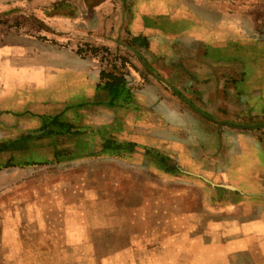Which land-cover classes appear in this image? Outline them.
<instances>
[{"label": "rangeland", "instance_id": "1", "mask_svg": "<svg viewBox=\"0 0 264 264\" xmlns=\"http://www.w3.org/2000/svg\"><path fill=\"white\" fill-rule=\"evenodd\" d=\"M29 1L0 0V8L4 10L19 9L1 16V30H38L35 25L31 26V15L22 10L37 6L29 5ZM133 1L122 22L118 16L106 17L109 30L114 22L120 21L118 40L117 35L111 37L106 31L111 38L104 36L102 42L95 34L81 33L80 27H71L76 32L67 34L39 31L59 44L74 46L75 51L83 44L94 46L99 41L101 46L95 47L98 49L95 55L103 61L102 80L110 75L124 73L127 77L129 74L134 88L130 92L121 90L113 102L112 96L106 93L87 97L83 107L99 106L103 110L89 115L75 113L79 118L72 121L75 125L101 124L99 139L92 138V143L97 144L96 154H88L89 128L74 126L76 132L71 129L63 136L56 132L55 139L39 138L30 142V149L35 147L56 159L65 146L62 154L66 160L42 163L32 172L22 170L16 177L8 178V174L0 178V264H264V208L260 204L249 201L242 206L215 209L207 202L206 184L202 179L170 175L144 159L142 146L136 147L137 152L129 153L124 150L125 146L116 144L119 138L122 142L128 140L127 145L132 146V140L128 139L132 138L180 156L179 147L174 144L177 137L180 142L187 141V154L196 150L203 154L197 156L195 163L196 157L187 158V163L194 164L185 173L197 175L207 174L198 165L222 147L216 138L205 140V144L191 143L199 130L198 122L202 124L205 120L207 124L210 117L199 111L202 98L195 92L200 90L192 89L191 68L201 56L200 49L185 44L175 47L171 56H165L181 59L180 65H173L169 63L171 60L167 63L160 57L159 48L148 49L147 36H136L129 31L135 23L133 32L136 33L155 30L168 34L174 27L186 32L196 24L188 15L189 7H185L183 19L147 17L143 14L154 9L150 6L153 0ZM90 3L97 4L95 0ZM159 7L162 6L156 8ZM38 17L41 16L38 14ZM61 24L57 23V27L63 28ZM241 33L227 38L228 43L214 45L210 53L214 57L242 61L243 75L234 82L248 101L241 112L245 121L260 124L256 130L264 135V38H260V33L255 38ZM190 39L187 37L185 41ZM118 42L136 47H117ZM14 52L23 51L15 48ZM11 65L7 63V75L2 77L5 92L13 93L20 102L27 99L34 103L38 97L34 95L37 91L32 81H23ZM146 83H153L154 95L144 92ZM159 106L164 111L153 112ZM31 109L1 113L0 140L6 136L17 137L27 127L38 128L41 121L31 113L43 114L46 108L32 106ZM147 151L157 155L153 149ZM237 155L226 174L240 176L244 183L242 190L246 192H264V148L247 144ZM176 157L165 156L160 161L162 167L174 169L171 164Z\"/></svg>", "mask_w": 264, "mask_h": 264}, {"label": "crops", "instance_id": "2", "mask_svg": "<svg viewBox=\"0 0 264 264\" xmlns=\"http://www.w3.org/2000/svg\"><path fill=\"white\" fill-rule=\"evenodd\" d=\"M1 1L7 2L13 0ZM95 1L97 3L96 5H91L90 0H30L29 5L32 4L37 6L31 9L24 7L22 10L31 15L33 18V21L31 20V23H33L31 26L35 25L38 30L35 29L32 32L24 30L7 31L6 29L1 30L2 28L0 27V80L2 79L0 84V114L20 113L22 111L27 112L32 110V106H42L46 108L44 110L47 111L39 115L31 113V115H37L41 121L38 128L27 127L24 131L22 130L21 134L17 135V137L15 136L13 138L6 136L0 140V143H7L8 141L17 142L25 138L27 133H33L32 137L30 136L26 139V148L0 151V160L4 159L7 162H11L0 168V176H2L0 178H4V176H8V174V178L16 177L22 170L32 172L36 165L38 166L42 163L54 162V160H66L63 159L64 154H62L65 146H62L60 151L61 155L58 153L57 157H59V159H56L55 156L53 157L47 152L35 150V147L30 149V142L39 138L55 139L56 132H60L61 136H63L64 133H69L71 129L73 131L74 126L82 129H84V127L89 128L88 130L91 132L89 133L90 135L87 142L90 147L88 153L96 154L98 152L96 149L97 144L92 143V138H97L96 140L99 139V129L102 128L101 126L99 127V125L101 124L85 122L78 126L73 124L72 121H77V119H79L75 113L89 115V113L93 111L99 112L103 110L99 106L93 108L83 107L82 104L87 100V97H99V95L103 96L105 93L113 96L112 91L105 88L103 85V80L101 78L103 61L98 55H81L75 51L74 46L59 44L50 37L39 34L41 30H43V32L55 34L60 32L67 34V32H76L73 28L80 27L81 33L87 35L95 34L99 36L98 38H101L102 42L104 36H109L107 32L111 34V37L117 35L115 39L118 40L121 26L120 21L123 16L125 17L126 11L132 9L131 5L134 4V1L124 0L121 3L119 1L120 4L118 0ZM110 3L111 5H109ZM150 3L151 8L154 9L147 14H143L147 17L160 16L167 18L168 16H172L183 19L184 9L185 7H189L188 15L194 18L196 24L192 29H188L186 32L184 29L179 30V27H174L172 28L173 32L168 34L163 31L155 30L149 32L146 30H139V32L136 33L133 32V25L135 23L131 24V22L129 31L136 36H141V34L147 36L149 38V40L146 41V46H149L148 49L159 48L161 51L160 57L165 58L164 61L167 63L171 59L165 56H171V51L173 52L175 47L179 48L185 44L200 49L201 56L192 63V89L193 91H195L196 88L200 90L199 92H195L199 98H202L201 104L198 105L199 111L206 112L210 117H208L207 124L205 120H203L202 124L200 121L198 122L197 125L199 126V130L197 134L193 136L191 143L194 144L193 141H195L197 144H205V140L212 141L216 138L218 144L222 147L217 150V153H211L213 155L210 154L206 156L207 160L202 161V163L198 165V168L207 172V174L203 175L185 173L187 172L186 170L190 171L193 164L198 161L197 156L203 154L197 152V150L193 151L191 154H187V141L180 142L177 137H175L176 143L174 142V144L176 147H179L180 156H185L184 158L179 159V155H171L169 151L161 147L146 145L147 143L132 138H128L132 140L133 145L130 146L129 143V145H127V151L129 153H134L137 152L136 147L142 146L145 151L142 154L144 159L151 163L154 162L153 166L158 167L160 170L167 173L169 172L168 174L174 176H184L186 178L192 176L194 179H202V183L206 184L205 190L209 199L207 202L215 209L220 210L242 206L249 201L260 204L259 206L264 208V192H246L242 190V185L244 183L240 176L226 174L231 162L235 157L239 156L237 155L238 151L244 149L247 144L264 148V135L259 130H256L258 127L250 128L243 126L244 124L250 125L254 123L245 121V117L242 115L241 110L243 107L248 106V101L242 94V91L237 89L234 83L236 79L242 77L244 65L240 60L232 61L226 56L214 57V55L210 53V48L214 47V45L219 47V45H223V43H228L226 40L227 38L236 37L235 35L241 32V34H246V36L250 34L253 38L257 37V34L259 36L260 33L262 35L260 38H264V0H153ZM125 4L129 6L125 7ZM157 6L162 7L156 8ZM108 8H110V10H108ZM17 11H19V9L4 10L0 8V18L4 13L9 14ZM33 12H37L35 16ZM38 14L41 17H38ZM108 15L111 17L118 16L117 18H120L119 23H117L118 21L114 22L110 30L106 28V17ZM138 15L139 14H133L135 17ZM112 21L114 20L112 19ZM59 22H63L65 28L62 24L63 28H58L57 23ZM1 24L2 23H0V25ZM187 37H191V39L185 41ZM99 44L100 42L96 41L93 45L101 46V44ZM117 44V47H136L128 42H118ZM15 48H19L23 52L21 54L15 53ZM231 48H233L232 45ZM180 60V58L176 57L169 63L180 65ZM7 63H10V65L12 63L13 66L11 65V67L14 68V72L20 74L23 81H32L33 87L35 91H37L34 92V95L38 97V99H35L36 101L34 103H30L27 99L20 102L14 97L13 93L5 92V83L2 77L7 75ZM176 74L175 77L178 76ZM180 77H183L182 74ZM126 78L127 85L130 88H134L131 84L133 80L132 76L127 74ZM159 79L165 81L162 77ZM174 81L176 80L172 79L173 83H175ZM196 81L203 83L200 85L198 83L195 84L194 82ZM205 81L208 82L207 85L204 83ZM152 89H154L153 83H146L144 92L153 94ZM54 98H57L58 101ZM10 102L13 104L12 106H8ZM72 106H75V108L73 109ZM177 107L179 108V106ZM156 111L162 112L164 109L159 106V108L156 107L155 110H153V112ZM67 115L69 116L67 117ZM73 116H75L74 119ZM56 117L58 118V122L65 123L66 126L71 125V128L66 129L63 127L61 129V127H57L54 128V133L42 135L45 124L51 123V125L54 126L55 124L53 125V122ZM17 119L19 118L17 117ZM255 120H259V117L258 119L255 118ZM223 121H225V124ZM17 122L18 121L15 122L16 125L14 126H17ZM164 123V125H166L167 121ZM120 126L121 123L118 125V128ZM33 129H35L36 132ZM262 137L263 139H261ZM116 139H118V141L120 140L119 138ZM238 145L239 147H237ZM93 147L94 149H92ZM148 149H153L158 155V158L157 155L150 154L147 151ZM224 150H226V152H223ZM165 156L178 157H176L177 159L174 158L171 164V168L174 169L162 167L160 161H162L161 159ZM188 157H196L193 164L187 163ZM25 160H29L31 163L21 165V162H16H23ZM155 161L159 162L160 165L156 164ZM239 161L241 162V160ZM218 173L223 174L218 175Z\"/></svg>", "mask_w": 264, "mask_h": 264}, {"label": "trees", "instance_id": "3", "mask_svg": "<svg viewBox=\"0 0 264 264\" xmlns=\"http://www.w3.org/2000/svg\"><path fill=\"white\" fill-rule=\"evenodd\" d=\"M96 46H92L90 44H83L81 47H78L76 49V51L78 53H80L81 55H89V54H96L98 49L95 48ZM92 49V50H91ZM87 50H91V51H87ZM103 85L105 88L109 89L112 91V97H111V101L113 102L114 98L115 97H118L119 93L121 90H127V92L129 91V89H131L128 85H127V78L125 76V74L123 73L121 76H115V75H111L109 76L108 79L104 80L103 81ZM130 92V91H129ZM115 94V95H114ZM58 118L56 117L55 121L53 122V125H51V123H46L45 126L43 127V132H42V135L43 134H52L54 133V128H57V127H61V129L63 127H65L66 129L68 128L69 125H65V123H62V122H58L57 120ZM32 137L33 136V133L30 132V133H27L26 137L23 138V139H20L18 140L17 142H7V143H0V151H3V150H11V149H15V148H26L27 145H26V139L27 137ZM110 145L111 144V141L110 142H106L105 144V148L108 147L106 145ZM116 144L120 145V146H125L124 150L127 151V143L126 142H123L122 141H117ZM90 154V153H88ZM16 162H21L22 164L21 165H26V164H29L31 163L29 160H25V161H16ZM9 163L11 162H7L5 161L4 159L0 160V168L1 167H4L5 165H8ZM154 163V162H153ZM156 163V161H155ZM156 164H159V162H157Z\"/></svg>", "mask_w": 264, "mask_h": 264}, {"label": "water", "instance_id": "4", "mask_svg": "<svg viewBox=\"0 0 264 264\" xmlns=\"http://www.w3.org/2000/svg\"><path fill=\"white\" fill-rule=\"evenodd\" d=\"M261 125H263V124H261ZM243 126L250 127V128H254V127L260 126V124H250V125L244 124Z\"/></svg>", "mask_w": 264, "mask_h": 264}]
</instances>
